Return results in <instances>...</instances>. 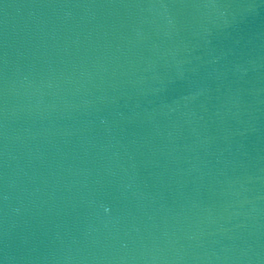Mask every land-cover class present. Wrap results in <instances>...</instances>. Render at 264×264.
I'll use <instances>...</instances> for the list:
<instances>
[{
    "label": "water",
    "instance_id": "95a60500",
    "mask_svg": "<svg viewBox=\"0 0 264 264\" xmlns=\"http://www.w3.org/2000/svg\"><path fill=\"white\" fill-rule=\"evenodd\" d=\"M0 264H264V0H0Z\"/></svg>",
    "mask_w": 264,
    "mask_h": 264
}]
</instances>
